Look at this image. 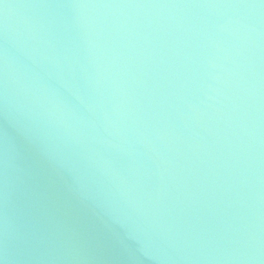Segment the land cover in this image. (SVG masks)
I'll return each mask as SVG.
<instances>
[{"label": "water", "instance_id": "obj_1", "mask_svg": "<svg viewBox=\"0 0 264 264\" xmlns=\"http://www.w3.org/2000/svg\"><path fill=\"white\" fill-rule=\"evenodd\" d=\"M2 264H264V0H0Z\"/></svg>", "mask_w": 264, "mask_h": 264}, {"label": "snow or ice", "instance_id": "obj_2", "mask_svg": "<svg viewBox=\"0 0 264 264\" xmlns=\"http://www.w3.org/2000/svg\"><path fill=\"white\" fill-rule=\"evenodd\" d=\"M0 264H2V262H0Z\"/></svg>", "mask_w": 264, "mask_h": 264}]
</instances>
